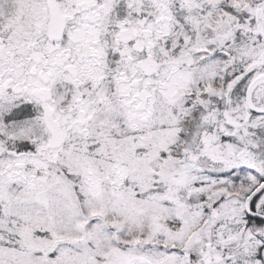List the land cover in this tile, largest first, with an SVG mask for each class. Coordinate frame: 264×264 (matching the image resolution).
Returning <instances> with one entry per match:
<instances>
[{"label":"snow or ice","instance_id":"1","mask_svg":"<svg viewBox=\"0 0 264 264\" xmlns=\"http://www.w3.org/2000/svg\"><path fill=\"white\" fill-rule=\"evenodd\" d=\"M0 264H264V0H0Z\"/></svg>","mask_w":264,"mask_h":264}]
</instances>
